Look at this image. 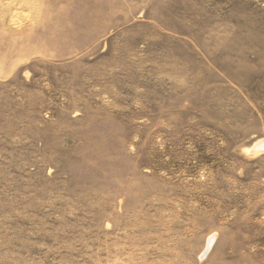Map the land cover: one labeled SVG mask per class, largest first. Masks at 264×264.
I'll return each instance as SVG.
<instances>
[{
  "label": "rangeland",
  "instance_id": "374dc122",
  "mask_svg": "<svg viewBox=\"0 0 264 264\" xmlns=\"http://www.w3.org/2000/svg\"><path fill=\"white\" fill-rule=\"evenodd\" d=\"M0 264H264V0H0Z\"/></svg>",
  "mask_w": 264,
  "mask_h": 264
}]
</instances>
